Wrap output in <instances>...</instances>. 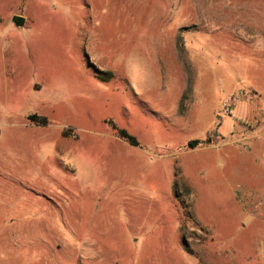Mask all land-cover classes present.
I'll use <instances>...</instances> for the list:
<instances>
[{
	"label": "rangeland",
	"instance_id": "obj_1",
	"mask_svg": "<svg viewBox=\"0 0 264 264\" xmlns=\"http://www.w3.org/2000/svg\"><path fill=\"white\" fill-rule=\"evenodd\" d=\"M0 264H264V0H0Z\"/></svg>",
	"mask_w": 264,
	"mask_h": 264
},
{
	"label": "trees",
	"instance_id": "obj_2",
	"mask_svg": "<svg viewBox=\"0 0 264 264\" xmlns=\"http://www.w3.org/2000/svg\"><path fill=\"white\" fill-rule=\"evenodd\" d=\"M119 135L121 138L125 139L128 143H130L132 145H137L136 139L132 135L128 134L125 130H120ZM198 143H199V140H197V139L191 140L188 142V147L193 148Z\"/></svg>",
	"mask_w": 264,
	"mask_h": 264
},
{
	"label": "built area",
	"instance_id": "obj_3",
	"mask_svg": "<svg viewBox=\"0 0 264 264\" xmlns=\"http://www.w3.org/2000/svg\"><path fill=\"white\" fill-rule=\"evenodd\" d=\"M224 106H225V110L227 112H231V108H230V106H229V104L227 102L224 103Z\"/></svg>",
	"mask_w": 264,
	"mask_h": 264
},
{
	"label": "water",
	"instance_id": "obj_4",
	"mask_svg": "<svg viewBox=\"0 0 264 264\" xmlns=\"http://www.w3.org/2000/svg\"><path fill=\"white\" fill-rule=\"evenodd\" d=\"M18 20H21V18H18ZM19 25V24H18Z\"/></svg>",
	"mask_w": 264,
	"mask_h": 264
}]
</instances>
